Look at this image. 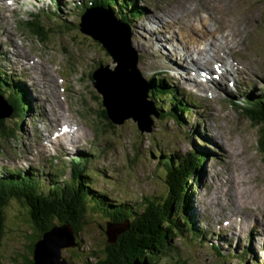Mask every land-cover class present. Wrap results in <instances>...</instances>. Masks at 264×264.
<instances>
[{
  "label": "rangeland",
  "instance_id": "374dc122",
  "mask_svg": "<svg viewBox=\"0 0 264 264\" xmlns=\"http://www.w3.org/2000/svg\"><path fill=\"white\" fill-rule=\"evenodd\" d=\"M163 1L173 3L178 11L192 14L193 17L198 18L197 23L194 21L195 24L185 28L180 27L177 31L183 42H185L183 40L184 34L187 33L191 37L188 42H185L187 43L185 49L196 46L201 52L208 50L206 39H204L205 43L202 42L198 46L195 45L198 39L192 37V35L199 36L196 33L199 31L196 30L198 24L202 27L205 25L206 31H203L205 38L209 41L216 40L217 45L214 50L229 44L231 40L240 41V46L244 51V59L241 57V60L249 61L247 57L252 58L254 66L264 69V0ZM22 3H26L25 0H19L16 6L10 5L8 0H0V64L14 81L16 71H18L25 80L21 82L24 83L23 85L34 86L37 90L35 94L41 95L45 92L46 95H43L40 100L39 97L26 90L24 103H22L26 112L24 111L25 113L20 118L18 116L16 118L9 117L10 109L6 108L4 103L0 101V118L2 117L6 123L15 129L11 138L3 140L0 138V155L5 154V159L13 158V161H17L14 165L10 163L0 164V175L4 172L8 173V170L18 174L21 172L25 175H31L37 181L38 188L42 187L40 190L47 192L56 182L65 185L70 181L72 166L68 162L55 163L48 160L52 157L50 144L47 142L49 138L47 128L50 123L49 114L51 112L49 101L55 99V88L50 83L51 90L49 91L44 83L45 77L37 70V67L48 68L51 66L57 75L64 69L65 72L75 75L76 78L84 73V80H90L88 75L90 66L95 64L99 67L101 65L103 69L107 67L112 71L116 68V62L112 57H105L102 54L104 49L98 43H94L93 40L97 37H93L87 32L74 33L80 30L82 24V20L78 22L81 16V7H74L73 11L65 12L61 18L63 26L60 27L57 15L51 13L46 15L44 12L46 10H39L36 3H28V8L32 12L39 13L43 23L54 29L50 31L49 40L45 43L47 48H44V45L21 25V16L24 13ZM48 3L49 0H42L39 6L42 4L46 6ZM148 10L151 11L153 17H156L157 13L151 9ZM178 17L177 21L182 20V24L185 23L184 19L187 17ZM91 21V27L94 29L90 27L89 30L92 31V34L106 41L108 47L115 53L117 49L123 56L121 62L123 60L124 64L133 62L132 65H135L137 62L134 69L136 70L137 67L144 79L154 75L157 78H163L165 81H173L179 87L181 86L182 81L176 76L179 69L170 67L168 61L170 60L175 64L178 59H175V56L171 54L169 55L163 47L164 45L170 46L171 41L166 43L164 40L158 39L162 37L161 35L155 38L139 30L143 24L147 25L148 20L146 18H141L136 23L131 21L129 23V26L132 27L128 28L130 35L127 43L130 42L134 48L132 51L136 52V56L130 51V45L128 47L122 43V40L126 41L127 38L125 35L119 36L118 33H122L121 30L107 34L104 22H99V20L93 22L92 18ZM112 21L115 22V20ZM93 23H102L105 31L99 30ZM118 24L121 25L119 22ZM138 25L140 26L139 29L133 28V26ZM215 29L218 30L213 37L206 34L208 30L214 31ZM43 31L45 32L47 29L44 28ZM182 32H184L183 35ZM18 35L22 37L20 38ZM108 41H111L115 46H112ZM61 48L72 56L70 63L75 66V72L70 68V63H64V53ZM168 49L170 48L168 47ZM29 54L31 57L37 58L34 62L37 69L29 63L32 61L28 56ZM118 57L120 58V56ZM168 57L170 58L168 59ZM187 62L191 67L195 66L192 58L187 59ZM51 74L55 77L52 70ZM251 75L253 77L254 73ZM136 79L137 83L135 84L142 88L139 78L136 77ZM90 85H85L84 81L77 82L73 94L65 95V93L60 92L59 95V99H66V103L62 102L66 119L81 124L85 128H82L81 131L87 135L82 137L75 133L79 136L77 143L80 149L75 148L68 153L81 155L85 152L84 157L88 162L85 165H82L84 163L82 162L79 166L87 176V178L83 176L85 178L83 181L89 182L96 192L100 191L106 194L109 199L116 203L131 205L134 202L141 203L142 197L155 196L157 198L164 194V170L158 167L162 155L176 153V155L183 156L192 150L204 151L198 149L200 146L198 139L187 134L188 130L185 125V129L179 128L170 115L166 117L165 121L160 122L156 118L157 113L154 104L152 108L154 115L149 116L148 122L143 125V128L141 127L142 131L137 129L139 124L133 115L125 114V116L117 118L119 121L112 132L106 131L107 133H104L102 121L97 119L95 114L96 112L99 113L98 110L104 109L103 96L100 94L95 96L97 94L96 89L88 88ZM167 99L169 102L170 98ZM84 104L87 105L85 116L84 112L81 111L85 109ZM201 107L204 108V105ZM199 111L198 113L201 114V109ZM227 113L233 118L240 130H247L249 136L246 138L237 136V144L235 141L231 143L233 149L243 148L242 151L227 154L220 158L219 155L211 154V159H207L208 161L202 164L200 184L198 182L194 185L190 182V191L187 196V216L190 223L193 224V228L201 232L205 240L202 239V236L197 238L193 234L192 236L186 235L185 239L176 237L171 244L175 242L173 245L177 247V251L172 252L171 256L159 260L157 264H217L218 258L219 260L223 259L228 264H264V226L259 223L251 224L243 235L240 233L241 226L246 225V218H257L258 222V217L254 216L252 211L256 212L264 223V200L261 201L256 196L257 203L262 202L263 205V210H260L253 207L251 199L255 189L264 194V152L260 151L258 142L260 140V125L251 122L244 114L240 115L235 110ZM135 116L138 117V115ZM217 119L220 117L217 116ZM89 125H93L97 130ZM205 127L208 126L205 125ZM92 131H95L96 135L102 134L101 143L111 145V149L106 155L95 156L94 149H98L99 146L94 143L93 146L87 145L97 139V136L92 135ZM60 140L61 137L52 142L59 144ZM68 145L71 147L72 143H68ZM223 159L224 162H222ZM234 162L235 165L233 166ZM1 170L4 171L1 172ZM260 175L262 177H259ZM221 176L229 179L230 188L235 185V192L238 185L242 184L243 194L237 197L238 205L246 204L248 208H242L241 211L237 210L238 207L234 203L236 202L235 198L227 194L226 191L222 194L221 189L224 185L218 183ZM74 183H76V179ZM211 186L215 188L208 195L209 189H212ZM213 196L215 199H212ZM10 203L12 205L9 206L7 212L5 210L7 231L3 239L0 240V264H20L19 256L25 249L24 240L25 236L28 235V227L23 223L21 217L23 215L22 209L17 206L14 207V204ZM137 208L141 209V207ZM92 215L94 213L91 216H86L83 220L86 224L76 236L77 242L74 243L73 238L65 230L56 233L62 236L59 237L60 243L68 244L67 247L64 246L60 250L59 256V259H64L67 263L63 260L58 261L59 263H93L95 260L93 254H97L107 240L112 241L118 234L117 232H120L127 225L125 222L117 229L109 226L112 236L108 237L109 223L98 220L97 214H95L96 216ZM251 232L255 235L253 236ZM115 233L117 234L115 235ZM48 236L50 237L49 233L45 238ZM217 245L221 251L216 247Z\"/></svg>",
  "mask_w": 264,
  "mask_h": 264
},
{
  "label": "trees",
  "instance_id": "16d2710c",
  "mask_svg": "<svg viewBox=\"0 0 264 264\" xmlns=\"http://www.w3.org/2000/svg\"><path fill=\"white\" fill-rule=\"evenodd\" d=\"M95 1L97 0H91V4L94 5ZM96 5L105 6L106 0H98ZM104 12H106L105 16H111L107 14V11ZM98 17H102V15ZM31 29L33 34H40L42 40H48L50 30L47 29L44 32L42 24L32 23ZM81 32L83 33L82 30ZM94 41L104 49L105 55L115 59L105 44L104 47L102 46V41V44L100 40H98L99 42ZM0 73L1 101L6 108L11 109L9 117L16 118L18 116L20 118L26 112L25 106L22 104L24 103V94L18 90L15 84L8 82L5 72L0 70ZM146 84L147 90L149 89L153 98L156 99V96L163 93L164 84L161 80L159 83H154L151 78ZM95 91L98 94L101 93L97 88ZM101 95L104 96L103 93ZM107 110L108 107L105 104L104 109L97 114V119L102 121L105 131L112 132L117 124L108 117ZM244 110L247 119L260 125V140L258 142L260 150L264 152V97L252 102ZM159 116L165 118L163 113H159ZM137 129L141 131L139 127ZM14 131L15 129L1 117L0 138L2 140L11 138ZM161 158L158 167L164 170L165 193L162 194L164 196L142 197L141 203L134 202L131 205L116 203L106 194L100 191L96 192L92 188V184L83 181L87 176L85 171L79 168L80 164L72 165L70 181L65 185L56 182L47 192L40 190L42 187L38 188L37 181L31 175L3 177V180L0 179V240L3 239L7 231L5 210L7 212L9 206L12 205L10 202L14 204V207L22 209L21 217L23 223L28 227V235L24 240L26 246L19 256L20 264H36V246L43 236L53 229L68 227L74 243L77 242L75 238L82 231L83 225L86 224L83 220L86 216H91L94 213L92 216L97 214L96 218L107 221L108 226L121 227L125 222L127 225L112 241L107 240L97 254H93L95 260L89 264H157L159 260L169 257L172 252L177 251V247L173 245L175 242L171 244L176 237L185 239L186 235L192 236L193 234L195 237L201 238L199 233L193 230V224L190 223L187 216V196L190 191V182L192 184L200 182L202 164L206 161L197 152L186 153L183 156L170 153L162 155ZM75 179L76 183H74ZM137 207H141V209ZM61 260L66 262L64 259ZM217 264L228 263L218 258Z\"/></svg>",
  "mask_w": 264,
  "mask_h": 264
},
{
  "label": "bare ground",
  "instance_id": "6f19581e",
  "mask_svg": "<svg viewBox=\"0 0 264 264\" xmlns=\"http://www.w3.org/2000/svg\"><path fill=\"white\" fill-rule=\"evenodd\" d=\"M88 1L91 3V0H88ZM3 7L5 8L4 3H3ZM100 15H102V17H98ZM105 15H106V12H102L101 10L91 9L86 13V15L83 16L82 24L80 26V31L82 30L83 33L87 32L88 34L92 35L93 37H97V38H94V40H96V41L100 40V43L102 41V43H103L102 46L104 47V44H105V46L111 51L113 57L115 56L114 57L115 59H113L116 62L115 70L111 71V70L107 69V67H104L105 69L100 68L94 74V79H96L95 88H97L98 90H100L99 92L104 94V96L102 95L103 96V104H104V107H105V104L108 107V110H107L108 117H110L111 119L114 120L115 123H117L119 121V120H117V118H121V117L125 116V114H131L137 120V122L139 124L138 127L142 131L143 125L148 122L147 119L149 118V116L154 115V111H152V108L154 107L153 102L149 103V102L145 101V99H144V98H146V95H144V94L147 91L146 83L140 78V75H139L137 69L136 70L134 69L135 65H132L133 62L132 63L126 62V64H124L123 60L121 62V59L123 58L122 54H120V52L116 48H115L117 51L116 53L114 51H112L108 47V45L106 44V41L102 40L100 37H98L96 35H93L92 31L89 30L91 28L93 29V27H91V23H92L91 18H92L93 22L101 20V22H104V24L106 25V31L104 30V27L101 25L102 23H93V24L95 26H97L99 30H103V31L107 32V34H109L111 32H115L116 30H121L122 33H118L119 36L125 35V37L127 38L126 41L122 40L123 41L122 43L126 44L127 46L130 45V42L127 43L128 36L130 35L129 29L126 26H124L122 23H120L121 25H119L118 22L117 23H115L116 21L113 22L110 17L105 16ZM87 27H88V29H87ZM196 30H198V29H196ZM183 33L184 32H182V35H183ZM183 37H184L183 40H185V42H188L191 39V37H189V34H187V33L184 34ZM122 39H123V37H122ZM108 42L111 43V41H108ZM111 44H112V46L114 45L113 43H111ZM130 51H132V50H130ZM134 55H135V53H134ZM118 56H120V58ZM99 66L103 67L101 65H99ZM0 70L5 72V74L7 75L6 78H7L8 82L10 84L11 83L14 84L15 81L13 80V78L8 76L7 72L4 71L1 64H0ZM135 76L137 78H139V83L142 86V88L135 84V83H137V79ZM18 90L20 92H22L24 94V96H26V90L21 89V88H18ZM101 93H100V95H101ZM0 101H1V98H0ZM1 102L3 103V101H1ZM10 111H11V109H10ZM9 114H10V112H9ZM135 115H138V117ZM196 152L199 154V156H203L204 159L207 161L208 156L203 153L204 151H196ZM206 161H205V163H206ZM2 171H4V170H1V172ZM8 173L18 174L17 172H13V171H9V170H8ZM19 173L20 174H18V175H20L22 177L25 176V174H23L21 172H19ZM0 179L3 180V177L0 176ZM228 216H230V215H228ZM231 216H232V214H231ZM257 223H258L257 219L246 218V225L241 226V232H240L241 235H243V233L248 230V228L251 224H257ZM231 224H232V222H231ZM109 226H111V225H109ZM109 226H108L107 235H108V237H111L112 234L109 230L110 229ZM114 227L116 229L120 228L118 226H113V228ZM63 230H65L67 232V234L71 237V233H70L69 228L66 229V227H62V228H56V229L51 230V232H49L50 237L48 236V238H45V236H47V234H45L43 236L42 240H40V242H38L36 249H35L36 264H62V263L58 262V261H62L61 258L59 259L60 250L62 248H64V246L67 247L68 244L60 243L61 240L59 237H62V236L57 235L56 233L58 231H63ZM193 230H195V229H193ZM196 232L199 234L201 233L199 231H196ZM117 233H119V232H117ZM117 233H115V235ZM251 234L253 236L255 235L252 232H251ZM256 235L259 236V234H256ZM201 236H202V238L205 239V237L202 233H201L200 237ZM213 247H215V246H213ZM216 247L221 251L219 245H217ZM57 248H58V250H57ZM57 252H58V255H56Z\"/></svg>",
  "mask_w": 264,
  "mask_h": 264
}]
</instances>
